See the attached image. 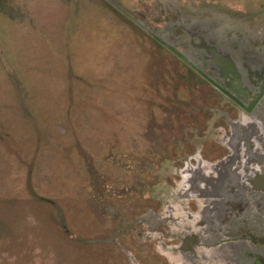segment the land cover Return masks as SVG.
I'll return each mask as SVG.
<instances>
[{"label":"rangeland","instance_id":"374dc122","mask_svg":"<svg viewBox=\"0 0 264 264\" xmlns=\"http://www.w3.org/2000/svg\"><path fill=\"white\" fill-rule=\"evenodd\" d=\"M214 62L264 82V0H0V264H132L96 240L158 211L194 144L227 153L210 122L237 114L191 66Z\"/></svg>","mask_w":264,"mask_h":264},{"label":"flooded vegetation","instance_id":"af4514ba","mask_svg":"<svg viewBox=\"0 0 264 264\" xmlns=\"http://www.w3.org/2000/svg\"><path fill=\"white\" fill-rule=\"evenodd\" d=\"M191 66L216 89L220 104L237 114L216 112L226 128L210 122L209 139L227 153L210 159L194 144L179 167H170L174 187H159L158 211L123 221L109 238L96 241L126 251L132 264H143L128 249L136 240L152 246L161 261L156 264H264V82L236 91L216 62L207 65L212 75Z\"/></svg>","mask_w":264,"mask_h":264},{"label":"water","instance_id":"95a60500","mask_svg":"<svg viewBox=\"0 0 264 264\" xmlns=\"http://www.w3.org/2000/svg\"><path fill=\"white\" fill-rule=\"evenodd\" d=\"M163 44H164V43H163ZM171 50H172L174 53H176L178 56H180L183 60H186V58H185L180 52H178L176 49L171 48Z\"/></svg>","mask_w":264,"mask_h":264}]
</instances>
